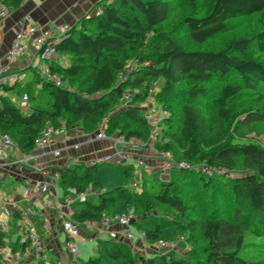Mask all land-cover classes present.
Returning a JSON list of instances; mask_svg holds the SVG:
<instances>
[{
  "label": "trees",
  "instance_id": "trees-1",
  "mask_svg": "<svg viewBox=\"0 0 264 264\" xmlns=\"http://www.w3.org/2000/svg\"><path fill=\"white\" fill-rule=\"evenodd\" d=\"M23 2L2 0L9 11L19 9ZM97 8L98 14L88 20L83 18L55 45L58 55L70 58L66 67L49 66L50 73L58 76L62 85L41 81L37 76L36 83L46 96L45 105L34 104L23 114L10 100L0 99V132L11 136L20 151L28 154L46 126L58 129L64 122L68 131L81 129L91 134L106 119L108 136L124 137L150 148L147 141L151 127L144 116L148 110L135 105L144 104L152 85L162 80V87L153 97L167 116L161 121L163 128L153 147L160 152H171L176 146L185 161L202 163L215 175L220 173V178L202 177L201 184L205 188L214 184L223 186L233 207L232 217L192 218L195 209L183 200L174 181L159 182L150 188L143 184L139 191L119 187L105 193L93 168L79 170L80 165L61 173L65 194L71 190L80 194L89 187L101 194L96 205L79 204L85 208L73 214L72 220L100 223L117 204L135 216L159 206L170 215L145 231L144 239L151 245L160 241L175 244V251L160 255L164 264H253L243 257L242 249L246 234L264 237V146L249 141L252 140L249 137L262 135L264 100H255L239 112L229 103L244 91L264 92V26L249 37L231 40L218 51H186L163 29L169 17V5L164 0H110ZM263 12L264 0H203V15L185 18L184 26L193 42L204 44L221 34L229 21ZM128 67L133 69L130 74L125 73ZM214 78L226 82L220 98L215 100L221 121L218 126L210 124L192 104L207 95L204 84ZM185 79L192 82V87L178 92V84ZM18 85L19 82L12 88L4 87V93L15 92ZM135 88L141 91L140 95L115 112L125 93ZM28 94L30 101L35 98ZM180 94L189 103L180 107L176 126L170 103ZM233 139L239 142H232ZM180 171L192 174L186 169ZM129 173H124L126 180ZM228 173L233 177H226ZM167 226L174 229V235L185 243L184 247L163 235ZM199 241H203V246L191 247ZM0 245H3L2 235ZM186 245L189 251L181 256L179 249L183 252ZM107 254L118 264H136L127 246L111 245ZM86 264L98 262L90 259ZM147 264L156 262L148 258Z\"/></svg>",
  "mask_w": 264,
  "mask_h": 264
},
{
  "label": "crops",
  "instance_id": "crops-1",
  "mask_svg": "<svg viewBox=\"0 0 264 264\" xmlns=\"http://www.w3.org/2000/svg\"><path fill=\"white\" fill-rule=\"evenodd\" d=\"M104 1L108 0H24L19 9L10 11V14L0 27V58L11 45L15 34L28 25L38 24L43 27H51L65 23L73 28L77 26L83 18L88 20L95 16L96 8L94 7V9L93 6L98 7ZM26 57L12 66V70L18 75L27 72L29 68L31 69L40 65L37 54L33 48H29ZM59 57L60 55H57L58 60L56 58L54 64L64 67L69 65V62L66 64L59 63ZM36 81L37 77L36 79H31V81L26 84H22V86L19 84V88H17L15 92L11 91L9 94L4 93L3 97L11 102L13 101L12 105L16 106L21 113L27 114L29 109H26V107L22 105V107L19 106V102L21 97L26 94L28 95L27 105L29 107L32 106L28 94L31 89L28 88H31V84H34L33 89L37 92H42ZM22 88L25 89L23 90ZM19 89H21V91H19ZM19 92L21 95L18 94ZM34 104L38 103L35 102ZM62 124H64V122H61L60 126ZM66 131L67 133L64 136L58 133L52 135V146L50 148H37L34 146V149L28 154H24L21 151L14 155L11 154L9 158L6 159V167L0 168V185L6 187L0 188V198L5 201V203H10L14 212L18 213V211H23L26 213V217H20L18 214L13 218L4 216L0 218V226L4 228L1 234L4 255L0 256V264H42L43 260H47L51 264H86L90 259L97 260L98 264H100L102 253L99 247H96L97 256L90 254L87 260H82L80 246L91 245L94 248L96 246L95 243L99 244L98 242L101 241L102 247L105 250V256L110 263L114 262L118 264L108 257L107 252L111 245H124L129 247L130 250L133 246H137L141 251H144L146 259L151 258L149 256L156 254L154 252V254L151 253V249L155 247H152L153 245L151 244V246H148L149 243L144 239L145 237L139 235V237L136 236V238L130 242L109 240L100 233V223L90 222L91 226H89L86 225V221L80 222L76 219H74V221L80 224V234L76 238L79 253L77 256H73L64 248L67 235L61 229L57 217V206L64 203L68 199L67 196L73 194L71 192L70 194H65L60 175L65 169L72 167L69 166L70 164L73 165L74 163L86 165L90 168L94 167L96 161L110 153L109 147L111 146L109 141H102L95 144H82L80 148L74 149L72 146L78 142L82 143V137L85 133H83L81 129ZM55 150L60 152L59 156L53 155L52 152ZM151 153L150 149L145 148L141 151L138 150L136 157H142L150 166H153L157 164V160L155 155ZM18 159H22V163L15 164L14 162ZM8 179H10L11 182H9ZM41 182H47L49 184L50 188L48 194L31 197L28 194V190L32 185ZM8 185L12 190L11 195H6L4 192L7 190ZM57 187L62 189L63 201L58 202L54 199V197L58 196L56 192ZM22 191L24 192L23 195ZM89 198L93 199V201L89 203L88 200L87 205L93 206L97 204L99 196ZM84 208L85 205H73L70 212L71 216L80 213ZM109 210L110 211H108L106 215L114 216L126 212L127 209L122 204H117ZM28 222L32 224L34 232L44 246V253L41 256H37L33 252L24 251V247L19 243V238L24 233L23 231ZM46 223H49V229L45 228ZM142 232L145 233L143 230ZM179 250L178 254L181 256L184 255L182 250ZM163 253H165L164 250L158 249V254Z\"/></svg>",
  "mask_w": 264,
  "mask_h": 264
},
{
  "label": "rangeland",
  "instance_id": "rangeland-1",
  "mask_svg": "<svg viewBox=\"0 0 264 264\" xmlns=\"http://www.w3.org/2000/svg\"><path fill=\"white\" fill-rule=\"evenodd\" d=\"M110 1V0H108ZM169 5V17L167 22L165 23L163 29L166 33L169 34L177 43L181 44L186 51H218L225 48L231 40L240 37H249L252 34L262 31L263 30V23L262 20L264 19V12L254 15L249 18L244 19H237L234 21H229L226 24L225 30L215 36L214 38L208 40L204 44H197L193 42L187 33V28L184 26V20L187 17H196L199 18L203 15V0H164ZM97 8L93 6V8ZM94 8V9H95ZM96 10V9H95ZM27 59V57H26ZM58 60V58H57ZM59 63L66 64L70 62V58L66 56L59 57ZM39 64V63H38ZM39 66H35L33 68H29L27 72H23L19 75L20 82L19 84H26L30 82L31 79L38 76ZM24 78V79H23ZM22 82V83H21ZM225 81H222L219 78H214L209 83L204 84L206 89V96L203 98H199L196 101L192 102V104L199 108L201 112L206 116L207 120L210 124L214 126L220 125L221 121L218 119V105L216 104L215 100L220 98L221 89L225 85ZM163 82L162 80L156 81L155 84L152 86L154 87L155 92H158L159 89L162 87ZM192 82L189 80H184L178 84L177 90L178 92H184L189 90L192 87ZM34 84H32L31 89L29 90L32 95L36 98L31 100V105L34 103L46 104V96L43 92H37L33 89ZM19 88V87H18ZM26 88V86H25ZM25 88H22L23 90ZM26 89V90H28ZM21 91V89H19ZM21 95V93H18ZM156 95V93H155ZM264 100V92H253V91H244L239 98H236L233 101H230V105H233L235 109L239 112L244 108H247L249 103L254 102L255 100ZM157 98H148L144 104H136L135 106L140 108L141 110H148V108H152L155 113L156 117L162 121V113L160 112L161 107L158 103H156ZM155 102L156 104H154ZM154 105H153V104ZM184 103H189L186 97L182 96L181 94L174 97L170 103L172 112L174 113V125H178L180 121V107ZM153 105V107H152ZM123 106L118 105L114 108L115 112L119 111ZM113 114V113H111ZM163 127H161L162 130ZM111 137V136H108ZM252 140L249 141H256L259 143L260 146H264V128H262V135L257 138H253V136L249 137ZM229 140H231L229 138ZM110 142V141H109ZM232 142H239L236 139H233ZM111 143V142H110ZM144 147V146H143ZM145 148H140L144 150ZM151 150V154L155 155L157 159L160 155V151H157L156 148H148ZM166 155L170 157L176 163L185 162L186 169L191 175L184 174L180 171L179 168L167 171V173H160V172H153L150 174H146L142 171L139 175L134 176L132 173L134 169H138L137 163H129V162H117V163H101L98 162L93 168L95 178L102 184L103 191L109 192L114 188H127L130 187V182L141 183V185L145 184L148 188L151 185H157L159 182H168L174 181L177 182L179 188L181 190V196L183 200L191 207L195 209L192 218L197 220H205L211 217H224V218H231L233 215V207L230 204L228 197H226L225 192L222 189V185L214 184L210 185V187L205 188L200 180L204 177L206 180L211 176L215 178H220L219 174H216L212 171L206 173L202 170V163H189L182 158V151L178 149L176 146L173 147L171 152H165ZM162 162V161H161ZM159 163V165L161 164ZM95 164V163H94ZM81 164H73L69 165L73 168L77 166L80 167ZM87 168L86 165H82L79 170H83ZM133 168V169H132ZM181 169V170H184ZM153 170V169H152ZM164 169V166L162 167ZM126 171H130L129 179L126 180L124 177V173ZM132 171V172H131ZM155 171V170H154ZM212 173L214 175H212ZM226 177H231L232 174L228 173L225 174ZM233 177V176H232ZM11 182L10 179H8ZM2 184V180H1ZM6 188L3 185H0V188ZM24 191V190H23ZM22 191V195L24 192ZM138 191V190H137ZM6 195H11L12 190L11 187H7V190L4 191ZM57 197H54L56 201H63L62 189L60 187L56 188ZM68 199L73 201V205H79L80 203L76 201L75 195L67 196ZM89 203H92L93 199H88ZM77 207V206H75ZM110 211V210H108ZM170 214L165 208L156 207L154 210L150 211L147 214L140 212L136 215V222L132 224L131 230L133 231L134 235L139 237L140 231H147L151 230L155 223L161 221L162 217L169 216ZM163 235L167 237L170 241L177 243L180 248L185 246L184 242H179L177 237L174 235V229L170 226H167L163 230ZM106 236V235H104ZM107 237V236H106ZM99 244L95 243V247L93 248L91 245L88 246H80L81 252V259L87 260L88 256L92 254L93 256H97L96 247H99V250L102 253V259L100 260V264H116L110 263L108 258L105 256V250L102 247V241L98 242ZM148 246H151L150 244ZM203 246V241H199L197 246H191L198 248ZM152 247H156L153 245ZM150 250V249H149ZM132 255L136 261V264H147V259L144 251H141L139 247L133 246L131 248ZM146 252V251H145ZM153 253V252H151ZM154 254V253H153ZM161 254H154L149 257L150 260H154L156 264H164L163 260L160 258ZM243 257L253 264H264V237H257L253 234H246L245 235V244L242 249ZM203 257H200L202 259ZM197 258H194L196 260Z\"/></svg>",
  "mask_w": 264,
  "mask_h": 264
},
{
  "label": "built area",
  "instance_id": "built-area-1",
  "mask_svg": "<svg viewBox=\"0 0 264 264\" xmlns=\"http://www.w3.org/2000/svg\"><path fill=\"white\" fill-rule=\"evenodd\" d=\"M99 12L100 9L97 8L95 10V15ZM9 14V9L5 5H3L2 0H0V27L2 26L4 20L8 17ZM70 29L71 27L65 23L57 24L51 27H43L39 26L38 24H30L27 27L18 31L15 34L11 45L0 58V99L4 96V87L12 88L15 84L19 82L20 77L15 71L12 70V66L16 62L27 56L30 47L35 50L38 61L40 62V70L38 72L39 80L45 82H52L55 83L56 86H61L62 81L58 76L50 73L49 66L51 64H54L58 55L55 45L68 34ZM132 71L133 69L128 67L126 68L125 73L130 74ZM140 93L141 91L137 88L128 90L119 105L123 106V108L127 107L128 104L132 100H134L136 96L140 95ZM155 93L156 92L154 90V87L152 86L149 92L150 98H153ZM27 104L28 96L25 94L21 97L19 106L22 105L23 107H26V109H29V106ZM160 112L162 113L163 120V118L167 116V112L163 110H160ZM144 116L146 122L151 127V133L148 136L147 144H149L150 148H152L153 144L159 141V134L161 132V121L159 118L156 117V113L151 107L148 108V111L145 112ZM106 121V119H103L94 133L84 134V136L82 137V143L78 142L72 147L74 149H78L82 144H95L97 142L110 141V153L102 159L96 161L95 164L98 162L137 163L138 169L132 170L134 176L139 175L142 171H144L146 174H150L153 172L167 173V171L176 168L184 169L186 167L185 162H181L178 164L172 159H170V157L166 155L165 152H160L159 157L156 159L157 164L150 166L142 157H136L137 151L140 150V148H145L146 145L138 144L131 140L127 141L124 137L120 136L108 137L106 132ZM54 133H58L63 136L66 135L67 131L65 125L62 124L58 129H55L52 126H47L45 129L42 130V132L35 140V147L50 148L52 146V135ZM19 151L20 148L17 142L13 140L11 136L0 132V168L6 167V159L9 158L11 154L14 155ZM52 153L54 156L60 155V152L57 150L53 151ZM22 161V159H18L14 163L19 164L22 163ZM160 162L161 164L159 165ZM163 166L165 170H162ZM202 167V170L204 172H210V169H208L206 166ZM129 185L130 187L128 188L130 190L139 191L141 189V183L131 182ZM49 188L50 187L47 182H41L32 185L28 190V194L31 197H37L40 195L48 194ZM70 192L76 196V201H78L80 204L86 203L89 197H98L101 194L100 191H95L91 187L87 188L83 193L80 194H76L74 190H71ZM72 206L73 201H71L70 199H67L64 203L59 204L57 206V217L60 222L62 231L65 232V234L67 235V240L64 244V248L73 256H77L79 250L76 243V238L80 234V224L72 220V216L70 213ZM18 214L20 217H26L25 212H14L13 208L10 206V203H5V201L0 198V218L2 216L13 218L15 217V215ZM136 219V216L128 211L115 216L104 215L99 225V231L102 235H106L109 240L130 242L135 239V235L131 230V226L133 223L136 222ZM86 225L91 226V223L89 221H86ZM49 227V223H46L45 228L49 229ZM3 230V226H0V236ZM23 232L24 233L19 238V243L21 246L24 247V251L33 252L37 256H41L44 253V246L37 234L34 232L33 226L30 222L27 223ZM140 235L142 237H145V233L142 231L140 232ZM156 247L158 248H152L151 251L154 253H158V249L164 250V252L176 250L175 244L171 242L160 241L158 242ZM186 251H189V247L187 245L183 250V253L185 254ZM3 255L4 246L0 245V256ZM42 264L51 263L47 260H43Z\"/></svg>",
  "mask_w": 264,
  "mask_h": 264
}]
</instances>
